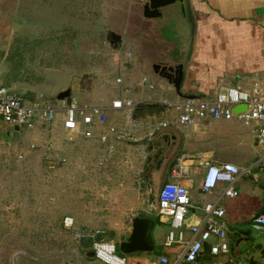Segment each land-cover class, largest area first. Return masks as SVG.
<instances>
[{
    "label": "rangeland",
    "instance_id": "rangeland-1",
    "mask_svg": "<svg viewBox=\"0 0 264 264\" xmlns=\"http://www.w3.org/2000/svg\"><path fill=\"white\" fill-rule=\"evenodd\" d=\"M177 5L164 9L166 18L147 20L136 0H0V88L25 96L24 104L41 99L55 108L67 90L80 107L101 106L120 94L134 100L136 62L148 69L154 59L174 62L182 45L192 46L175 39L178 24L168 20ZM184 27L180 33L188 36L189 25ZM109 32L122 36L118 49L109 43ZM61 122L59 116L51 129L29 133L0 124V264H82L79 231H103L102 239L119 246L131 226L128 216L152 209L138 178L141 154L133 152L134 166L118 161L100 168L95 160L101 155L92 152L94 160L81 142L71 146ZM238 152L254 161L264 155V146L251 140ZM261 178L264 185V173ZM244 181L253 183L251 176ZM67 217L74 219L71 230L63 224ZM224 225L229 242L245 232L248 241L264 244V235L243 215L228 229Z\"/></svg>",
    "mask_w": 264,
    "mask_h": 264
},
{
    "label": "crops",
    "instance_id": "crops-1",
    "mask_svg": "<svg viewBox=\"0 0 264 264\" xmlns=\"http://www.w3.org/2000/svg\"><path fill=\"white\" fill-rule=\"evenodd\" d=\"M183 5L186 8L185 14H181L179 9L173 8L171 18L178 24L175 39L189 40L192 42L191 48L189 46L185 50L183 48L178 49L181 54L179 53V57L174 62L168 59V61L154 59L152 65H149V69L147 66V68L144 67L142 60L136 62L133 66L134 70L131 71L139 72L140 77L134 83V88L138 90L134 91V100L133 97L125 98L123 94H120L108 103L97 106L105 109L108 115V122L104 129L117 126L120 132L130 135L132 140L118 141L116 138L110 137L106 143L102 144L99 137L104 130L101 129L97 130L96 136L90 140L82 138L69 140L63 133L71 146H78L74 142H81L88 156L99 153L101 161L96 158L95 154L92 155V159H97L95 165L100 168L103 166L105 169L109 168L110 162L114 164L120 162L125 167L134 166L136 162L131 158L134 151L141 154L143 161L145 147L142 144L152 134H154L153 137H162L163 147L166 150L163 156L158 157V160L162 161L160 165L155 164L153 179L146 183L141 180L143 169L138 172L141 189L148 195L147 201L150 206H152V202L154 203L149 187L152 182L158 189L157 181H162L164 186L179 181L172 179L171 172L180 156L186 155L189 157L185 164L189 174L187 178L181 180V184L191 189L193 206L202 208L212 201L211 196L202 193V180L206 173L205 164L231 163L240 168L252 167L258 159L252 161L251 159L240 158L238 148L246 142H251V140L256 141V130L262 124L247 127L237 119H233L231 121L206 120L193 126L179 125L177 122L179 112L175 106L185 102L186 99L181 98L175 88L155 72L154 66L167 64V66L176 67L183 64L185 75L181 92L185 96H196L197 99L214 98L218 93L228 88L251 91L258 82L264 85V0H185ZM164 9H162V17L144 18L147 20L166 18ZM184 23L191 24L188 36L180 33V29L185 31ZM130 54L132 53L130 52ZM130 69L128 73H130ZM119 78L122 79V77ZM120 100H131L137 105L132 112L131 123L128 121L126 112L112 110L113 103ZM37 101L43 100L37 99ZM164 123H168L167 128H163ZM242 126L250 129V131L245 130ZM128 129L132 130L133 133H129ZM116 154H119V159L111 160V157L117 156ZM263 173L264 170L254 168L252 174L244 176L245 178L251 176L253 183L245 182L244 177L240 178L235 185L239 196L223 201L222 205L226 213L224 223L227 229L232 221L236 222L237 218L243 215L246 222L251 223L259 234L264 235V228L253 223L255 217L264 214V185L261 183ZM248 206L249 210L247 211ZM148 210L149 208L137 210L138 213L132 212L128 216V223L130 224L133 216L152 215ZM193 213L194 215L188 219V225L198 224L202 218L199 211L194 210ZM156 219L159 220V224L156 222V228L153 231L156 251L159 256L168 255L174 258L175 250H168L164 247L170 231V222L167 218L156 217ZM127 229V234L121 242L129 236L131 226L129 225ZM108 231L114 234L117 230L116 227H111L108 228ZM243 233L244 235H242ZM77 234L81 244L85 238L93 240L94 243L97 241V237L102 238L104 233L99 230H81ZM245 234V232L240 233L236 241L248 239L249 234ZM100 241L108 240L102 239ZM230 245L231 253L227 256L218 257L210 254V246L208 245L201 259L202 262L207 264H238L237 257L232 252V240ZM245 248H248V243L242 240L239 249ZM159 249L160 251H158ZM262 249L260 247V251L257 253L254 251L257 264H264L260 255ZM84 253L86 261L84 260L85 262L82 264H91L93 260L98 261L95 255L92 256L93 248H85ZM159 256L145 255V258L157 259Z\"/></svg>",
    "mask_w": 264,
    "mask_h": 264
},
{
    "label": "built area",
    "instance_id": "built-area-1",
    "mask_svg": "<svg viewBox=\"0 0 264 264\" xmlns=\"http://www.w3.org/2000/svg\"><path fill=\"white\" fill-rule=\"evenodd\" d=\"M144 5L149 0H136ZM132 54L128 53L127 58ZM118 78L116 83L122 84ZM61 107L55 108L44 105L43 101L24 104V99L18 97L4 87L0 88V124L19 131L35 132L39 129H51L60 116L62 130L69 140L82 138L90 140L96 136L97 130L104 132L99 141L103 144L110 137L118 141H131L130 135L120 132L117 126L105 127L108 115L105 109L99 107H80L77 100L71 97L70 105L61 102ZM247 109L239 115L233 114L237 106ZM137 105L131 101H116L112 110L126 112L128 121L132 122V112ZM179 112L178 124L193 126L201 121H231L237 119L247 127L262 124L256 130V145L264 146V85L256 83L251 91L239 88H228L211 99L186 100L175 106ZM168 123L163 124L167 128ZM154 134L150 135L151 139ZM189 157L180 156L174 166L171 176L177 183L166 184L159 195L156 206H151L150 214L160 218H167L170 231L164 243L168 250H175L174 258L161 255L157 259L145 258L141 255L126 256L119 252V247L113 241H95L93 252L95 258L103 264H207L202 262L206 247L210 246V254L214 257L227 256L231 253L229 234L224 225L226 216L222 203L227 199L239 196L235 188L236 183L245 175L252 174V170H264V155L250 168H240L231 163L220 165L205 164L206 173L202 180V193L211 196L212 201L202 208L193 206L191 189L181 184V180L188 177L189 170L186 161ZM199 211L202 218L198 224L188 225L187 220L191 212ZM253 223L264 228V214L254 218ZM65 229L74 227V219L65 218ZM189 234V236H188Z\"/></svg>",
    "mask_w": 264,
    "mask_h": 264
},
{
    "label": "water",
    "instance_id": "water-1",
    "mask_svg": "<svg viewBox=\"0 0 264 264\" xmlns=\"http://www.w3.org/2000/svg\"><path fill=\"white\" fill-rule=\"evenodd\" d=\"M185 0H149L143 7H144V17L147 19H154L162 17V9L175 5L176 3H184ZM189 25V29H191V24ZM108 41L109 43L114 46L116 49L122 45L123 38L121 35H118L114 32H109L108 34ZM155 72L165 79L169 84H171L177 94L181 98H185L186 100H195L197 99L196 96H185L181 92L182 84L184 81V65L180 64L176 67L167 66V65H156L154 66ZM67 101V104L70 105L71 102V90H67L65 92H61L58 97L57 101L63 102ZM247 107L244 106H237L233 109V114L239 115L240 113L244 112ZM0 121H3V118L0 117ZM16 132H19V129H15ZM162 137L154 136L151 139H147L142 146L145 147V157L143 160V170L141 173V180L145 181L146 183L152 180L153 178V171L155 170V164L160 165L162 160H158L159 156H163L165 152V148L163 147ZM160 149V151H159ZM164 159V157H163ZM151 189V197L154 199V203L152 202V207L156 206L159 200V195L164 187V184L161 186L159 190L156 189L153 182L150 184ZM151 198V199H152ZM152 201V200H151ZM131 224V232L127 238L119 243V252L122 255L132 256V255H153L159 256V253L156 251L153 231L156 228V216L155 215H146V216H133L130 221ZM262 228V227H260ZM244 235V233L242 234ZM245 235H248L247 233ZM263 234L261 233L260 236ZM244 237V236H243ZM247 243L248 239H242ZM242 240L234 241L232 252L237 257L238 264H257L256 263V256L254 254V247L261 246L263 247L262 251L260 252L261 258L264 260V244L261 245L259 239L253 240L252 242L248 243V248L243 250L239 249V245L242 243ZM94 257V253L92 255Z\"/></svg>",
    "mask_w": 264,
    "mask_h": 264
},
{
    "label": "trees",
    "instance_id": "trees-1",
    "mask_svg": "<svg viewBox=\"0 0 264 264\" xmlns=\"http://www.w3.org/2000/svg\"><path fill=\"white\" fill-rule=\"evenodd\" d=\"M10 92L12 93V94H14V95H16V96H18V97H23V98H25V96H21L20 94H18V93H16V92H13L12 90H10ZM32 103H37V100L35 101V100H33V101H31ZM156 222L159 224V220L158 219H156ZM100 240H102V238L101 237H97V241H100ZM83 249H85V248H89V249H91L92 248V246H93V240H91V239H86L85 238V240H82L81 241V245H80Z\"/></svg>",
    "mask_w": 264,
    "mask_h": 264
},
{
    "label": "flooded vegetation",
    "instance_id": "flooded-vegetation-1",
    "mask_svg": "<svg viewBox=\"0 0 264 264\" xmlns=\"http://www.w3.org/2000/svg\"><path fill=\"white\" fill-rule=\"evenodd\" d=\"M149 2V1H148ZM176 4H178L177 5V7H178V11L181 13V14H185L184 12H186V8H185V6L183 5L184 3H176ZM145 5V4H144ZM143 5V6H144ZM143 15H144V12H143ZM164 18V17H163ZM162 18V19H163ZM172 19L173 18H170V17H168V20H171V22H172ZM174 28L175 29H177V27L176 26H174ZM178 33V32H177ZM175 34H176V32H175ZM183 47V49L185 50V48L187 49L188 48V46H186L185 44L184 45H182ZM165 65H167V64H165ZM175 67V66H174ZM157 184H158V189L157 190H159L160 188H161V186L163 185V183H162V181H157ZM249 242H252V241H247V243H249ZM263 248V247H262Z\"/></svg>",
    "mask_w": 264,
    "mask_h": 264
}]
</instances>
